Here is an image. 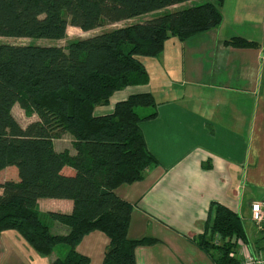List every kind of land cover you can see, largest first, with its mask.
<instances>
[{"label":"trees","instance_id":"obj_1","mask_svg":"<svg viewBox=\"0 0 264 264\" xmlns=\"http://www.w3.org/2000/svg\"><path fill=\"white\" fill-rule=\"evenodd\" d=\"M188 1L193 0H0V36L15 38L59 40L68 25L88 31L105 22L162 11L65 46L0 42V171L14 165L19 176L18 181L0 182V231H18L42 256L58 244L66 245L64 256L50 264H88L75 247L96 230L109 239L101 264H136L135 248L157 241L127 236L132 205L114 191L142 180L158 163L141 130L143 121L155 117L157 103L150 92H139L115 102L108 113L94 110L108 104L114 92L149 81L140 57L158 56L171 37L187 42L220 24L223 0L164 11ZM224 44L256 45L239 36ZM15 104L37 119L21 126L11 113ZM63 134L71 135L74 153L55 150L53 141ZM65 166L74 172L64 174ZM41 198L72 201L69 213H45L66 226V234L50 231L37 208ZM260 232L252 249L242 218L212 202L198 245L215 252L217 264H237L231 255L234 243L226 239L235 236L254 253L264 249L259 244L264 241V221ZM215 235L220 237L217 244Z\"/></svg>","mask_w":264,"mask_h":264},{"label":"crops","instance_id":"obj_2","mask_svg":"<svg viewBox=\"0 0 264 264\" xmlns=\"http://www.w3.org/2000/svg\"><path fill=\"white\" fill-rule=\"evenodd\" d=\"M194 1L198 0L180 6ZM221 13L213 32L187 42L171 37L158 56L140 57L149 81L114 92L117 97L111 99L112 95L101 105V112L94 110L108 113L115 102L139 92H150L157 103L155 117L143 121L141 130L158 163L142 180L114 190L132 205L127 236L157 240L135 248L136 264H217L215 252L198 245L212 202L242 218L250 247L257 248L261 226L251 220L250 206L264 201V0H223ZM234 36L256 45L224 44ZM66 135L53 141L55 150L65 148L57 143L62 145ZM7 171L14 174L11 180H19L12 165L0 171V182ZM62 172L74 171L65 166ZM72 207L69 199L37 200L54 234H66L68 228L45 213H69ZM108 243L107 236L96 230L86 234L75 250L89 259L88 264H101ZM259 244L264 246V241ZM66 251V245L58 244L50 255L42 256L18 231H0V264H50Z\"/></svg>","mask_w":264,"mask_h":264},{"label":"rangeland","instance_id":"obj_3","mask_svg":"<svg viewBox=\"0 0 264 264\" xmlns=\"http://www.w3.org/2000/svg\"><path fill=\"white\" fill-rule=\"evenodd\" d=\"M202 2H206V0H198V1H194L193 3L189 4L187 3L186 6H180V4L177 5H172L167 7L166 9H164V11H175L178 9H181L183 7H187L193 4H199ZM162 11H153V12H149L134 18H129V19H125V20H121L119 22H115V23H104L101 26H98L96 28H93L91 30L88 31H83L79 28L73 27L68 25V27L66 28V36L63 39H51V38H15V37H1L0 36V42H7V43H13V44H28V43H33V44H37V45H42V46H50V45H59V46H65L70 40L73 39H77V38H86L89 36H93L95 34H99L102 33L104 31H108L111 30L113 28H117V27H122V26H127L131 23H137V22H143L144 20L148 19V18H153L155 16H158L161 14ZM113 95V96H112ZM111 99H114L117 97L118 94H112ZM17 107H12L11 109V113L14 116V118L17 120V122L21 125V126H25L27 125V123L31 122L29 120H31L33 114L31 116H26L23 109L17 104ZM100 106H96L95 107V113L101 112V110H98ZM21 109V110H20ZM139 110H143V109H139ZM146 111V108L143 110L142 113H144ZM35 116V115H34ZM25 118V120H24ZM36 120V116L35 119H33V121ZM70 136V134H68ZM65 136V138L61 141L62 145L57 143V146H59V148H63L65 146V148H69L71 149V142H70V138L72 139V137L70 136ZM14 177V174L7 171L5 174L2 173L1 175V179L5 180H11ZM2 183V182H1ZM245 222L247 223L248 220L246 219ZM249 224V223H247ZM64 256V255H62Z\"/></svg>","mask_w":264,"mask_h":264},{"label":"built area","instance_id":"obj_4","mask_svg":"<svg viewBox=\"0 0 264 264\" xmlns=\"http://www.w3.org/2000/svg\"><path fill=\"white\" fill-rule=\"evenodd\" d=\"M250 210L251 220L255 223V225L260 227L261 223L264 221V201H256L251 203ZM226 240L234 243V247H236V249L234 248L231 255L238 260L237 264H264V249L252 253L247 245L242 243V241L237 237L232 236L230 238H227ZM219 241V235H215L214 243H219ZM245 249H247L248 251H246Z\"/></svg>","mask_w":264,"mask_h":264}]
</instances>
